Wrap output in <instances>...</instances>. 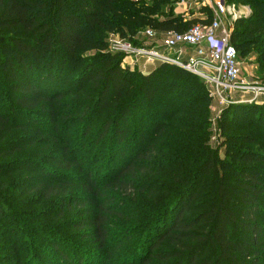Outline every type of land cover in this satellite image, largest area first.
Returning <instances> with one entry per match:
<instances>
[{"label":"trees","instance_id":"obj_1","mask_svg":"<svg viewBox=\"0 0 264 264\" xmlns=\"http://www.w3.org/2000/svg\"><path fill=\"white\" fill-rule=\"evenodd\" d=\"M162 1L145 5L142 0H73L72 4L68 0H0V30L21 29L29 34L10 37V54L0 58V84L9 83L11 92V100L0 96L1 141L7 140L12 129H26V124L18 122L21 117L39 125L53 124L50 118H34L33 112L54 115L53 106L63 105L60 101L70 90L59 85L72 84L89 94L82 139L91 133L96 142L108 143L91 155L104 162L101 178H96L86 161L92 147L84 142L77 145L67 132L65 153L52 159L57 168L40 161L27 163L31 176L52 177L39 180L32 190L45 200L62 198L57 218L73 203L82 211L72 225L86 229L82 233L92 249L41 227L50 248L40 243V261L36 254L29 261L9 258V263L263 264L264 224L258 217L264 216V166L259 164L264 150L227 147V158L220 157L219 149L209 143L212 98L195 74L169 64L143 73L123 67L117 53L85 55L89 50L107 49L109 33L133 39L146 27L183 32L195 23L211 21L209 9L206 19H187L174 12L159 18L156 13ZM241 2L252 6L253 12L236 20L231 41L239 55L240 50L254 49L264 68V0ZM58 49L67 60L58 55ZM231 109L219 122L223 131L238 120L249 121L257 130L264 123V105L240 104ZM109 111L113 114L106 117ZM96 113L103 119L95 130L89 120ZM53 125L55 130L61 126ZM1 147L0 159L17 149ZM233 159L239 163L233 164ZM11 167L2 160L0 177L14 171ZM67 171L79 174L74 185L79 183L84 194L68 193L72 184L56 180ZM1 212L22 215L4 206ZM23 220L17 221L26 225ZM2 259L6 256L0 251Z\"/></svg>","mask_w":264,"mask_h":264},{"label":"rangeland","instance_id":"obj_2","mask_svg":"<svg viewBox=\"0 0 264 264\" xmlns=\"http://www.w3.org/2000/svg\"><path fill=\"white\" fill-rule=\"evenodd\" d=\"M200 1V4L195 6L193 10H189V13L192 14L197 10H202L205 11L204 15L208 16V5L204 2V0ZM68 2L69 4L74 3L73 0H68ZM152 3L144 2L145 5H151ZM160 3V10L156 13L159 18L165 17L170 12L183 13L182 10L185 9V6L180 5L178 3V0H164ZM231 3H233L235 6V13L237 14V16L240 15L239 18L246 16L245 14L247 13L251 15L253 12V7L249 4L242 3L241 0H233L231 1ZM183 14L187 19L196 17L194 16L189 18L188 15H186L185 13ZM140 32L141 30L137 34L140 42L146 44H150L153 42L152 39L147 38ZM158 32L160 39L163 37V35L160 31ZM0 34V58L9 56L10 53L7 50L9 44L8 42L11 41V38L13 36L17 35L20 37H27L29 35L25 34L21 29H4L0 30ZM111 34L115 33H109L105 37L107 49L103 51L97 49L89 50L85 53V55L87 57H96V55L100 52H110L112 54L117 53L121 55L120 58L123 67H129L132 70H138L143 73L150 72V70L142 71L138 66L130 64L131 59L127 58L124 53L114 51L112 43L110 42ZM58 55L61 58H64L66 60L68 59L67 55L61 49L58 51ZM240 61L242 63V73L240 79L254 85L258 84L260 86H264V68L262 65L263 59H261L258 53H256L254 49L246 53H242L240 50ZM141 62L143 63L144 59H141ZM198 77L206 84L212 98L210 102L211 134L209 143L213 148L219 149L220 157L222 159L227 158V147H233L242 150H264V123L259 130H257L255 127H250L247 124L249 121L245 120L235 121L237 123L232 122L230 125H228L226 131H223L219 126L220 120H222L223 117H226L224 113L226 112V110H230L232 106L240 104H254L248 102L232 103V97L233 99H240L246 95L248 96L249 94L239 90H226L223 93V96L226 100L221 101L219 96L213 95L211 93V86L208 84V82L205 79H202L200 76ZM59 86L61 90H67L68 88L70 90L60 101L62 103L64 102L63 105L60 104L58 106H53V104L46 103V106L48 108H52L53 106V112L55 114L51 115L47 112H33L35 116L34 118H44L47 120L50 118L53 119V124H60L61 126L60 128H58V130H55L53 124L42 123L41 125H39L35 124L34 122L30 123L27 121V119L26 121H23V118L21 117L18 122L26 124V129H12L7 137V140L1 141V135L4 132V128H0V147L3 145L1 148H17L14 152V155L10 154L9 157L0 159V162H2L3 160V162L11 163V170L14 169V171L7 173L4 177H0V186L2 187L0 188V196L1 198H3L0 206H4L7 209L9 207L14 208L16 212L20 211V213H22V215L18 214L16 216H13L11 213H0V251L3 256H6V259L0 260V264H11L9 263V258H22L23 260L29 261V259L36 254L37 261H40V257L42 255V253L38 249L40 243L42 244L40 246H46L48 249L50 248L48 241L44 239L43 234H41L40 232L41 229L39 228L41 227H43L44 229H55L61 232V234L64 236L63 238H70L73 241L81 244L85 248L92 249V245L89 239L85 238L82 233V231L86 229H79L76 227L74 228V225H72L75 220L80 219V212L82 211L79 210L78 206L73 203L72 209L66 208L64 211V215L61 218H57L56 216L62 208V198L55 196L52 199L45 200L42 199L43 195L41 193L32 190L34 184L38 183L39 180H51L52 177L50 175L42 176L41 173H39V178L38 176H31L30 172H28L31 171L30 168L27 167V163L29 162V160H33V162L40 161L47 164L48 166L57 168L53 165L54 161H52V159L56 157V155L65 153L63 138L66 137L65 132H67V138L75 140V143L77 145H80L81 142H84L89 147H92V151H86V154L84 150L83 154L87 155L86 161L89 162V165L93 169V172H95L94 174L96 178L102 177L103 169L101 166L104 164V162L102 161V158L96 160L92 158L91 155L93 153H96L95 150L98 151V149L102 148L104 145L106 146L107 141H105V144H103V142H96L95 137H92L91 133L85 136L84 139H82V131L85 126V122H87H83L82 118H87L86 116H88V114L85 113L83 109L85 106V102H87L86 98H88L86 96H88L89 94L84 92V90H76V88H74L72 84H67V86L63 87L60 84ZM0 87H2V89L0 88L1 98H3L5 101L11 100V92L8 91V89L10 88V84H6L7 89L6 87L1 86V84ZM90 95L91 96L89 97L93 96V94ZM77 102H80L81 104H76ZM67 103L70 104V106L67 107L64 105ZM113 111H109L105 116H112ZM230 111L231 113H229V115L232 114L233 110L231 109ZM102 119L103 118H100L99 114L96 113L95 115H92L89 123L90 125L92 124V128L96 130L101 124ZM250 122V125L254 126L255 122ZM14 124H16V122H13V125ZM237 136H248L249 138L253 137L255 141H240L238 140L239 137ZM70 153L73 155L72 151H70ZM237 163H239V161L233 159V164ZM259 164L264 166V161ZM78 175L79 174L76 171H67L66 175H59L56 180H60L62 182L67 181L72 184V186H70L69 188L72 191H69L68 193L74 194L75 192H78L79 194H84V191L79 188V183H77V185H74L79 181ZM80 175L84 176L83 174ZM261 201L264 206V200ZM71 202L73 201L70 200V203ZM33 217H35V219ZM23 219L25 220L26 225H24V222L17 221ZM29 219L30 221H28ZM114 219L117 218L114 217ZM10 220H13V224L10 223ZM258 220H260L264 224V216L258 217ZM129 223L133 224L131 223V221ZM262 259L264 264L263 255Z\"/></svg>","mask_w":264,"mask_h":264},{"label":"built area","instance_id":"obj_3","mask_svg":"<svg viewBox=\"0 0 264 264\" xmlns=\"http://www.w3.org/2000/svg\"><path fill=\"white\" fill-rule=\"evenodd\" d=\"M152 3L154 0H142ZM200 0H178L185 6L183 13L190 17L189 10L200 4ZM211 11L209 23L198 22L190 29L180 31L161 32L146 27L141 30L144 36L153 42L146 44L139 41L138 36L133 39L111 34L110 42L114 51L122 52L131 59L130 64L138 66L142 71L160 64L175 65L205 79L211 86V93L226 100L223 93L226 90L243 91L249 95L240 99H233L232 103H255L264 105V86L254 85L241 80L242 63L237 47L231 37L235 22L239 18L235 13V6L228 0H204ZM249 16L250 14H245ZM201 18H208L204 14ZM144 59V62H141ZM126 62V59H125Z\"/></svg>","mask_w":264,"mask_h":264},{"label":"crops","instance_id":"obj_4","mask_svg":"<svg viewBox=\"0 0 264 264\" xmlns=\"http://www.w3.org/2000/svg\"><path fill=\"white\" fill-rule=\"evenodd\" d=\"M190 1L193 2V1H195V0H190ZM202 14H205V11L197 10L196 12L192 13L191 16H192V17H194V16H196V17H201ZM156 67H157V65L151 67L150 71L153 70V69L156 68Z\"/></svg>","mask_w":264,"mask_h":264}]
</instances>
